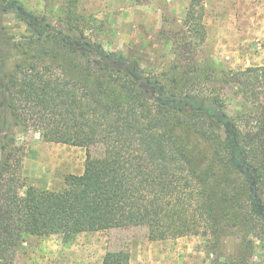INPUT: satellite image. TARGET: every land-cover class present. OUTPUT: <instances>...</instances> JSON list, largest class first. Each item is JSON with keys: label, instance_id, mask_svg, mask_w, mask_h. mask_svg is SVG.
Returning a JSON list of instances; mask_svg holds the SVG:
<instances>
[{"label": "trees", "instance_id": "1", "mask_svg": "<svg viewBox=\"0 0 264 264\" xmlns=\"http://www.w3.org/2000/svg\"><path fill=\"white\" fill-rule=\"evenodd\" d=\"M198 5L188 6L171 64L145 77L128 56L88 39L95 20L73 4L40 17L0 0V264H15L28 238L69 242L129 227L145 228L150 241L199 236L212 264H249L264 231V64L230 71L188 58L205 39ZM9 13L24 36L1 34ZM224 88L241 96L233 114ZM29 128L86 150L83 172L63 189L20 192L12 133ZM224 238L234 252L223 253ZM127 263L124 252L102 260Z\"/></svg>", "mask_w": 264, "mask_h": 264}, {"label": "rangeland", "instance_id": "2", "mask_svg": "<svg viewBox=\"0 0 264 264\" xmlns=\"http://www.w3.org/2000/svg\"><path fill=\"white\" fill-rule=\"evenodd\" d=\"M38 16H60L68 6L95 20L85 35L107 52L123 53L143 76L166 69L180 46L183 20L192 0H17ZM202 13L205 39L194 61L240 71L264 64V0H196ZM1 34L20 37L26 26L9 13L1 20ZM168 40V45L165 42ZM183 50V51H182ZM182 49L178 53H182ZM185 53V52H184ZM96 66L101 63L96 62ZM222 98L229 114L242 101L236 88H224ZM20 165L17 171L24 192L28 186L58 191L68 175L83 172L86 150L49 143L37 129L14 130ZM93 153H97L94 151ZM249 264H264V231H256ZM231 238L222 240L223 253L234 252ZM107 252H124L127 264H212L214 256L199 236L150 241L143 227L83 233L64 242L58 236L28 238L15 264H102Z\"/></svg>", "mask_w": 264, "mask_h": 264}]
</instances>
